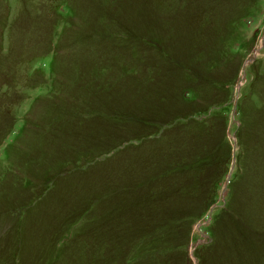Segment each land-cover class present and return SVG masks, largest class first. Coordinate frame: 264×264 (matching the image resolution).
Here are the masks:
<instances>
[{
  "label": "rangeland",
  "instance_id": "1",
  "mask_svg": "<svg viewBox=\"0 0 264 264\" xmlns=\"http://www.w3.org/2000/svg\"><path fill=\"white\" fill-rule=\"evenodd\" d=\"M0 264H264V0H0Z\"/></svg>",
  "mask_w": 264,
  "mask_h": 264
}]
</instances>
